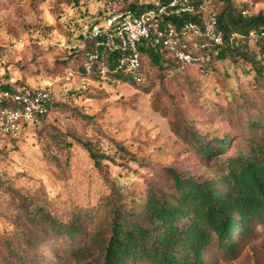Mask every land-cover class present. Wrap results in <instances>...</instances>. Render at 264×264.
<instances>
[{
  "label": "rangeland",
  "instance_id": "rangeland-1",
  "mask_svg": "<svg viewBox=\"0 0 264 264\" xmlns=\"http://www.w3.org/2000/svg\"><path fill=\"white\" fill-rule=\"evenodd\" d=\"M231 1L236 13L264 14V0ZM217 5L222 10L223 1ZM95 7L96 0H0V80L16 74L51 85L61 102L45 122L0 145V264H102L116 212H143L137 199L151 189L173 193V171L219 176L252 143L264 144V59L254 41L229 52L213 76L170 61L167 68L148 62L143 84L69 80L65 61L73 57L56 42ZM189 128L206 140L214 132L232 139L223 154L203 157ZM81 140L111 160L97 169ZM210 258L264 264V223L236 256L213 251Z\"/></svg>",
  "mask_w": 264,
  "mask_h": 264
},
{
  "label": "trees",
  "instance_id": "trees-1",
  "mask_svg": "<svg viewBox=\"0 0 264 264\" xmlns=\"http://www.w3.org/2000/svg\"><path fill=\"white\" fill-rule=\"evenodd\" d=\"M82 1L75 0V3L80 5ZM212 1L224 31V43L210 50L212 62L209 68L206 65L198 67L208 76H213L218 62L226 59L229 52L239 51L243 43L254 41L256 46H260L258 53H264V35L260 36L264 31V14L236 13L231 0H222L223 8L219 10L217 0ZM252 32L259 37L253 38ZM146 51L145 77L148 62L159 68H167L171 66L169 62L174 61L161 48ZM239 55L247 57L248 53L243 51ZM260 62L261 65L264 63L262 59ZM65 63L79 68L74 58ZM176 65L185 66L177 62ZM111 67L105 77L97 70L89 77L94 80L144 83H136L123 73H114ZM203 67L205 70L201 69ZM261 67L262 73L264 64ZM60 103L56 98L52 111ZM188 135L194 139V149L208 158L223 154L232 139L231 136L222 137L214 132L211 139L206 140L194 128H189ZM11 139L7 137L8 141ZM80 142L97 169H102L104 160H111L90 141ZM119 146L121 150L125 149ZM173 178V193H159L151 189L147 197L137 199L143 205V212L138 213L136 209L131 213L116 212L111 224V236L104 247L102 264H211V252L236 256L243 239L254 231L256 224L264 223V144L252 143L249 152L231 158L226 170L219 176L199 179L195 176L183 177L173 171ZM78 227L76 231L81 229ZM68 234L74 236L72 230ZM85 250L81 248L79 252L85 253ZM88 254L83 255L84 260Z\"/></svg>",
  "mask_w": 264,
  "mask_h": 264
},
{
  "label": "built area",
  "instance_id": "built-area-1",
  "mask_svg": "<svg viewBox=\"0 0 264 264\" xmlns=\"http://www.w3.org/2000/svg\"><path fill=\"white\" fill-rule=\"evenodd\" d=\"M96 4L82 14L76 31L56 42L79 66L66 67L69 80L78 74L91 79L96 70L105 77L111 65L114 73L143 83L146 50L158 48L179 64L209 68L210 50L224 43L217 9L209 0H96ZM251 36L259 37L255 32ZM260 57L264 59V53ZM2 63L0 57V68ZM82 87H87L86 80ZM55 100L51 85L29 84L16 74L4 76L0 80V145L27 126L40 124L51 114Z\"/></svg>",
  "mask_w": 264,
  "mask_h": 264
}]
</instances>
